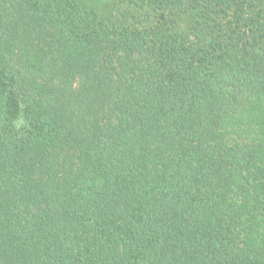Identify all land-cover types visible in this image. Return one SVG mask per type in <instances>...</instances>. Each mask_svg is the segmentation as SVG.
Returning a JSON list of instances; mask_svg holds the SVG:
<instances>
[{"label":"trees","instance_id":"1","mask_svg":"<svg viewBox=\"0 0 264 264\" xmlns=\"http://www.w3.org/2000/svg\"><path fill=\"white\" fill-rule=\"evenodd\" d=\"M0 264H264V0H0Z\"/></svg>","mask_w":264,"mask_h":264}]
</instances>
